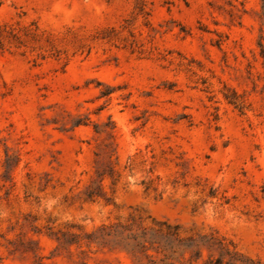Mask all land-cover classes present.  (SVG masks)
<instances>
[{"label":"rangeland","instance_id":"1","mask_svg":"<svg viewBox=\"0 0 264 264\" xmlns=\"http://www.w3.org/2000/svg\"><path fill=\"white\" fill-rule=\"evenodd\" d=\"M263 14L264 0H0L3 264H132L86 239L132 219L217 231L264 264ZM110 122L111 140L95 131ZM64 233L82 244L59 248Z\"/></svg>","mask_w":264,"mask_h":264},{"label":"trees","instance_id":"2","mask_svg":"<svg viewBox=\"0 0 264 264\" xmlns=\"http://www.w3.org/2000/svg\"><path fill=\"white\" fill-rule=\"evenodd\" d=\"M260 46L264 56L263 41ZM108 94L103 93L102 96ZM114 128L110 122L104 126L97 125L95 131L107 134L111 140ZM96 175L97 186L88 192L90 198L103 195L102 182L107 176H112L111 165L107 169L97 168ZM82 239L81 235L66 233L56 237L59 248L81 245ZM86 239L100 248L110 247L111 252L119 250L126 253L132 264H259L241 253L232 241L217 231L186 233L180 224L169 221L154 220L147 224L132 219L127 223L118 222L102 226L98 232L86 235ZM0 264H3L1 254Z\"/></svg>","mask_w":264,"mask_h":264}]
</instances>
